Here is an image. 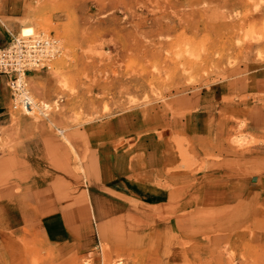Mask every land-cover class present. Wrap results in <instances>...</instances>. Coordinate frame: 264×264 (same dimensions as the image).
I'll return each mask as SVG.
<instances>
[{"label":"rangeland","instance_id":"1","mask_svg":"<svg viewBox=\"0 0 264 264\" xmlns=\"http://www.w3.org/2000/svg\"><path fill=\"white\" fill-rule=\"evenodd\" d=\"M26 28L62 52L26 75L48 116L11 98L0 110L5 178H32L28 162L40 158L83 201L96 169L85 134L119 118L143 132L156 122L159 134L193 121L209 140L172 142L185 194L200 187L206 200L185 213L183 235L161 210L137 207L71 251L4 235L0 264H264V93L247 92L264 69V0H0V48ZM6 87L11 96L7 77Z\"/></svg>","mask_w":264,"mask_h":264},{"label":"crops","instance_id":"2","mask_svg":"<svg viewBox=\"0 0 264 264\" xmlns=\"http://www.w3.org/2000/svg\"><path fill=\"white\" fill-rule=\"evenodd\" d=\"M249 79L248 94L264 93V69L251 72ZM10 98L6 77L0 75V110L7 109ZM158 126L148 120V131L143 132L135 119L119 118L85 134L96 169L85 185L83 201H74L66 188L56 187L58 177L40 158L28 162L32 178L21 180L5 178L0 156V243L9 235L23 244H36L38 250L41 246L71 251L79 242H93L98 224L136 217L137 207L148 209L150 216L153 209L161 210L172 219L170 224L175 222L176 234L183 235L181 220L205 204L206 193L199 187L197 195L196 190L185 194L184 172L178 169L181 159L172 141L186 139L194 145L209 140V134H200L193 121L168 134H159ZM20 153L24 151L17 150ZM167 228L164 224L157 232H168ZM4 253L0 259L7 260L8 251Z\"/></svg>","mask_w":264,"mask_h":264},{"label":"built area","instance_id":"3","mask_svg":"<svg viewBox=\"0 0 264 264\" xmlns=\"http://www.w3.org/2000/svg\"><path fill=\"white\" fill-rule=\"evenodd\" d=\"M61 52V42L45 35L15 38L0 48V75L8 78L14 110L48 116L49 106L36 101L27 89L26 75L49 70Z\"/></svg>","mask_w":264,"mask_h":264},{"label":"bare ground","instance_id":"4","mask_svg":"<svg viewBox=\"0 0 264 264\" xmlns=\"http://www.w3.org/2000/svg\"><path fill=\"white\" fill-rule=\"evenodd\" d=\"M33 34H34V30L31 29V28H26V29L23 30V35L26 36V37L27 36H31Z\"/></svg>","mask_w":264,"mask_h":264}]
</instances>
